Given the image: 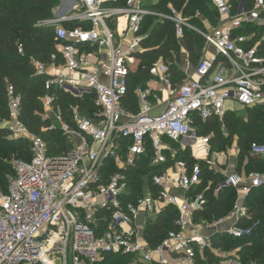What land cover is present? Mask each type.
Returning <instances> with one entry per match:
<instances>
[{
    "label": "built area",
    "instance_id": "1",
    "mask_svg": "<svg viewBox=\"0 0 264 264\" xmlns=\"http://www.w3.org/2000/svg\"><path fill=\"white\" fill-rule=\"evenodd\" d=\"M58 1L53 17L41 22L55 27L56 53L49 64L31 60L32 68L47 76L46 92L89 95L96 111L88 117L72 107V127L54 95L46 94L43 116L58 124L71 145L51 155L43 139L20 122V99L7 85L9 119L1 124L9 139L29 141L30 158L11 160L13 174L6 191L0 189V264H101L109 256H133L139 264H196L205 250L218 258L216 264H242L235 251L215 250L212 241L216 235L250 234L252 227L237 223L249 219L244 201L264 186V174L222 170L229 153L212 150V134H200L195 123L215 120L228 138L224 118L238 116L229 104L240 107L241 117L258 109L264 119V0H209L217 25L205 17L199 30L173 7L167 14L152 10L160 0H125L122 6H113L115 0ZM147 16L153 25L172 22L177 40L185 29L196 32L209 51L194 68L182 70L180 81L162 58L151 64L150 81L135 90L133 112L122 101L138 65L134 54L143 51L139 42L151 30L141 34ZM65 23L77 26L67 29ZM186 151L195 161L191 168L177 159ZM232 152L236 160V136ZM249 154L264 165V142L253 143ZM141 162L151 175L149 184L129 200L132 173ZM199 162L222 173L214 196L226 188L236 192L231 212L210 223L195 221L206 205L202 193L191 195L201 182ZM165 208L176 211V230L150 248L142 236L146 221Z\"/></svg>",
    "mask_w": 264,
    "mask_h": 264
},
{
    "label": "trees",
    "instance_id": "2",
    "mask_svg": "<svg viewBox=\"0 0 264 264\" xmlns=\"http://www.w3.org/2000/svg\"><path fill=\"white\" fill-rule=\"evenodd\" d=\"M231 1L235 4L238 0ZM124 2L125 0H115L111 4L122 6ZM58 3V0H0V189L3 191H6L8 177L13 174L8 161L30 158L29 141L9 139L7 129L1 124L9 119L7 85L13 87L20 99V122L29 134L43 139L51 155L62 154L71 145L59 127L50 128V119L43 120L42 118L44 110L41 100L46 94L54 95L56 106L61 110L63 119L72 127L74 126L71 119L72 107H77L82 114L88 117L96 111L92 104V97L89 95L77 98L60 90L46 92L44 83L47 76L35 75L32 68L31 60L49 64L51 55L56 53L55 46L58 42L55 40L54 30L38 29L35 24L38 21L52 18V11ZM169 7L175 8L183 16L189 12L199 11L210 21L211 25H217L218 18L209 0H160L159 3L150 6L152 10L164 14L169 12ZM153 22V17L147 16L144 19L141 34H146L151 30L148 37L139 42L143 51L134 54L138 65L128 78L127 95L122 101L123 107L133 112L138 110L135 90L138 87H144L150 79L148 68L151 64L162 58L173 79L180 81L184 76L183 71L177 66L180 63L181 50L185 49L188 62L194 68L199 62L204 47V39L192 30L185 29L183 38L177 40L172 22L163 20L154 25ZM63 26L70 29L76 27L77 24L65 23ZM18 46H21L22 53L18 52ZM260 49L264 53V42L261 43ZM195 125L200 134H212L210 145L215 152L227 149L230 141L236 136L239 151L236 161L242 163L241 171L244 168L243 170L249 173L260 169L264 174L263 163L253 159L249 154L253 143L264 142V119L260 110H247L244 117L233 113L226 114L223 126L229 135L228 138L223 137L221 126L215 120H210L205 124L197 121ZM177 159L185 161L188 168L195 164L188 151L178 153ZM198 164L201 168V182L194 188L191 195L202 193L206 199V205L195 216V221L202 219L210 223L224 218L231 212L236 192L231 188H226L214 196L213 187L220 179H223V176L220 173L209 171L203 162ZM235 169L241 172L236 166ZM132 175L133 194L129 200H132L136 194L141 195L143 185H148L151 177L144 168L143 162L139 163ZM244 205L249 209L250 217L239 220L237 225L243 228L252 227L253 230L260 231V234L246 235L239 239L216 235L212 241L213 249L223 253L235 251L242 264H249L252 258L254 264H264V257L256 251L258 247L264 250V186L252 190L246 197ZM176 218L177 213L174 209L165 208L154 219L146 221L142 236L150 248L157 247L168 232L176 230L173 225ZM127 257L109 256L101 264H124L123 259ZM217 261L218 258L213 253L205 250L204 259L197 257L196 264H216Z\"/></svg>",
    "mask_w": 264,
    "mask_h": 264
},
{
    "label": "rangeland",
    "instance_id": "3",
    "mask_svg": "<svg viewBox=\"0 0 264 264\" xmlns=\"http://www.w3.org/2000/svg\"><path fill=\"white\" fill-rule=\"evenodd\" d=\"M56 7V6H55ZM177 11V10H176ZM177 12H179V11H177ZM52 13H53V11H52ZM60 13H63V12H60ZM53 15V14H52ZM183 16V15H182ZM183 19H185L187 22H188V24L190 25V26H192L193 28H195V29H197V30H199V29H201V28H203V23H202V21H204L205 20V16L201 13V12H199V11H195V12H189V13H186L184 16H183ZM43 21V20H42ZM42 21H38L36 24H35V27H37L38 29H52V30H54V28L55 27H49V26H44L41 22ZM154 23V22H153ZM185 50V49H184ZM208 51L209 50H204V47L202 48V51H201V55H200V58H199V60L202 58V57H204V55H206V53H208ZM198 60V61H199ZM190 66V68H192L191 67V65L189 64V62H188V57H186V55L184 54V52H183V50H181V57H180V63L177 65L178 66V68H180L181 70H184V69H186L187 68V66ZM148 81H150V79L148 80ZM176 81V80H175ZM229 109L230 110H235L236 111V114L238 115V116H243V113H242V111L240 110V107H238L236 104H229ZM43 118V120H46L45 118H44V116L42 117ZM50 125L51 126H54V127H58V124H56V122L55 121H53L52 119H50ZM67 141H68V139H67ZM233 144H234V138L230 141V143H229V145H228V148L227 149H225L224 150V152H226V153H229L228 154V162L226 163V165H224L225 167H227L228 166V164H230L231 166H236L238 169H240V171H241V168H242V163H238L236 160H234V159H232L233 157H232V149H233ZM10 162H11V160H9L8 161V164H10ZM224 169V168H223ZM255 172H260L261 173V170L260 169H257ZM218 173H220V172H218ZM220 174H222V173H220ZM222 181V179H220V181L217 183V184H219L220 182ZM216 185L213 187V191L216 189ZM249 205H251V204H249ZM260 231H257V230H253L252 229V231L250 232V234H249V236L250 235H252V234H260L259 233ZM237 243V242H236ZM256 251L257 252H260L261 253V256H263L264 257V250L262 249V248H260V247H258L257 249H256ZM264 260V259H263ZM123 263L124 264H139L138 263V261H137V259L135 258V257H133V256H128L127 258H124L123 259ZM249 264H254V260H253V258L250 260V262H249Z\"/></svg>",
    "mask_w": 264,
    "mask_h": 264
},
{
    "label": "crops",
    "instance_id": "4",
    "mask_svg": "<svg viewBox=\"0 0 264 264\" xmlns=\"http://www.w3.org/2000/svg\"><path fill=\"white\" fill-rule=\"evenodd\" d=\"M184 51H185V50H184ZM184 54L186 55L185 52H184ZM186 57H188V55H186ZM223 168H224V169H223ZM223 168H222V170H227L228 173H234V172H236V173H241V174H242V173H246V172L243 170L244 168L242 169L241 172H237L236 169H235V166H233V167H229V168H228V167H223Z\"/></svg>",
    "mask_w": 264,
    "mask_h": 264
},
{
    "label": "bare ground",
    "instance_id": "5",
    "mask_svg": "<svg viewBox=\"0 0 264 264\" xmlns=\"http://www.w3.org/2000/svg\"><path fill=\"white\" fill-rule=\"evenodd\" d=\"M153 87H156L154 84H152Z\"/></svg>",
    "mask_w": 264,
    "mask_h": 264
}]
</instances>
